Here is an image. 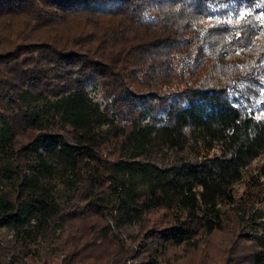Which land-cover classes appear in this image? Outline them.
I'll use <instances>...</instances> for the list:
<instances>
[{
  "label": "trees",
  "instance_id": "trees-1",
  "mask_svg": "<svg viewBox=\"0 0 264 264\" xmlns=\"http://www.w3.org/2000/svg\"><path fill=\"white\" fill-rule=\"evenodd\" d=\"M263 157L264 0H0V264H164L229 221L264 264Z\"/></svg>",
  "mask_w": 264,
  "mask_h": 264
},
{
  "label": "rangeland",
  "instance_id": "rangeland-1",
  "mask_svg": "<svg viewBox=\"0 0 264 264\" xmlns=\"http://www.w3.org/2000/svg\"><path fill=\"white\" fill-rule=\"evenodd\" d=\"M23 24L20 23L21 29L27 31L23 28ZM19 26V27H20ZM96 25L88 26L87 23L83 21H76L70 23L69 26L59 27L58 34L62 38H67L73 34L94 32ZM40 36H48L47 31H40ZM89 90L93 97L99 101H103V96L98 92L95 87L91 84ZM257 163L264 164V157L260 159ZM242 191V188H238ZM259 204L255 205L256 209H261L264 207V195L259 198ZM152 222L163 223L164 217L160 214H153L151 216ZM82 228L81 225H79ZM152 227V225H150ZM132 235H137L139 229L136 228L130 232ZM145 233V232H144ZM238 230L229 221L226 224V228L218 233L211 236H206L203 240L196 243L195 246H182V247H172L168 248L166 253L163 255L164 264H237L236 261H241L243 264L246 263L249 254L248 244L239 241ZM71 242V237L68 238ZM100 243V242H99ZM130 244V241L128 242ZM118 247L114 246L108 240L101 241L96 247L94 245H89L88 249L84 251L82 258L80 259L82 263L80 264H111L109 261L117 255ZM109 262V263H108Z\"/></svg>",
  "mask_w": 264,
  "mask_h": 264
}]
</instances>
